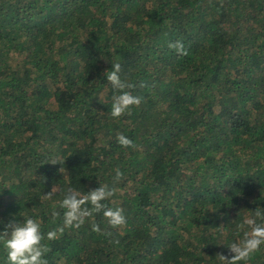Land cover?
<instances>
[{
	"label": "trees",
	"instance_id": "1",
	"mask_svg": "<svg viewBox=\"0 0 264 264\" xmlns=\"http://www.w3.org/2000/svg\"><path fill=\"white\" fill-rule=\"evenodd\" d=\"M115 63L142 98L119 119ZM100 185L126 224L65 227L64 196ZM257 207L264 0H0V233L37 220L48 264H223ZM238 264H264V245Z\"/></svg>",
	"mask_w": 264,
	"mask_h": 264
},
{
	"label": "clouds",
	"instance_id": "2",
	"mask_svg": "<svg viewBox=\"0 0 264 264\" xmlns=\"http://www.w3.org/2000/svg\"><path fill=\"white\" fill-rule=\"evenodd\" d=\"M169 47L174 49L178 55H187V50L180 41L170 43ZM120 72L121 65L115 63L112 64V70L106 76L112 87L121 92L120 95L113 97L111 106L110 115L116 119L124 115H131L132 107H139L142 103L141 97L133 96L130 92L124 91L125 88L132 86L121 80ZM117 140L123 147H135L133 142L123 135H118ZM51 163L56 164L58 161H52ZM122 177L123 173L116 169L115 180L119 181ZM55 191L56 189L53 187L46 196L51 197ZM114 194L115 189H109L106 185H100V187L88 191L87 195H81L75 190H70L60 204V207L65 210L64 226L79 228L85 223L87 217L102 210L112 227L124 226L126 217L123 214V209H106L102 203ZM52 215L55 218L59 215V212L54 211ZM244 224L248 226L250 231L244 233L242 243H232L227 246L230 256L217 254L223 264H238L239 261H247L251 254L259 251L261 245H264V208L257 207L254 215L247 218ZM243 226L241 225V227ZM92 228L93 231H100L99 226L96 224H93ZM6 229H11L10 235L5 230L0 233V240H4L9 264H48L45 257L51 251V248L44 243L45 236L37 220L25 217L23 223H9ZM63 230V228H60L58 231L62 234ZM56 238H58L57 231L47 233V240L51 241Z\"/></svg>",
	"mask_w": 264,
	"mask_h": 264
}]
</instances>
